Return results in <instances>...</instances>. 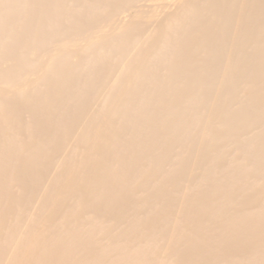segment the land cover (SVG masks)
<instances>
[{
	"label": "bare ground",
	"instance_id": "1",
	"mask_svg": "<svg viewBox=\"0 0 264 264\" xmlns=\"http://www.w3.org/2000/svg\"><path fill=\"white\" fill-rule=\"evenodd\" d=\"M0 264H264V0H0Z\"/></svg>",
	"mask_w": 264,
	"mask_h": 264
}]
</instances>
